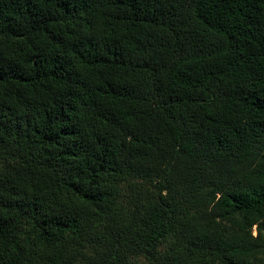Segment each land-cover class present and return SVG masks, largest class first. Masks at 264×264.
<instances>
[{
	"label": "trees",
	"instance_id": "obj_1",
	"mask_svg": "<svg viewBox=\"0 0 264 264\" xmlns=\"http://www.w3.org/2000/svg\"><path fill=\"white\" fill-rule=\"evenodd\" d=\"M0 264H264V0H0Z\"/></svg>",
	"mask_w": 264,
	"mask_h": 264
}]
</instances>
